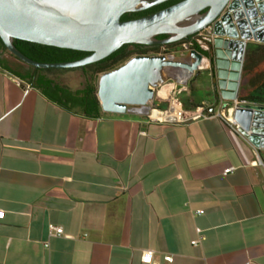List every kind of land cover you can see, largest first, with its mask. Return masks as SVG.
Listing matches in <instances>:
<instances>
[{"label": "crops", "instance_id": "0c3cea01", "mask_svg": "<svg viewBox=\"0 0 264 264\" xmlns=\"http://www.w3.org/2000/svg\"><path fill=\"white\" fill-rule=\"evenodd\" d=\"M211 99L186 124L88 120L0 70V264H264V156Z\"/></svg>", "mask_w": 264, "mask_h": 264}, {"label": "water", "instance_id": "95a60500", "mask_svg": "<svg viewBox=\"0 0 264 264\" xmlns=\"http://www.w3.org/2000/svg\"><path fill=\"white\" fill-rule=\"evenodd\" d=\"M167 1L0 0V39L9 53L34 68L76 69L99 62L127 44H174L206 31L209 57L197 49L181 56L140 55L101 74L97 82L101 110L126 114L129 107H139L148 114L155 90L177 79V71H187L190 78L212 69L217 106L227 109L233 103L238 132L264 151V105L240 101L247 44H264V0H182L141 18L121 20L125 14ZM162 35L166 38L158 39ZM15 40L89 55L70 62H37L20 52Z\"/></svg>", "mask_w": 264, "mask_h": 264}, {"label": "trees", "instance_id": "16d2710c", "mask_svg": "<svg viewBox=\"0 0 264 264\" xmlns=\"http://www.w3.org/2000/svg\"><path fill=\"white\" fill-rule=\"evenodd\" d=\"M180 1L182 0H171L146 11L128 13L123 15L121 20L141 18ZM164 38H166L164 35L158 37V39ZM14 44L28 58L43 63L76 61L89 55L87 52L61 49L21 40H15ZM177 45L178 43L156 46L127 44L109 57L81 68L40 69L24 63L9 53L0 39V70L15 77L20 84L38 90L49 102L61 109L84 119L96 120L101 117V106L97 96V79L101 74L116 69L134 56L161 54L163 53L161 52L162 49H169ZM249 45L245 54L246 62L243 71L250 74L264 63V44L251 43ZM196 48L200 50L198 45ZM74 71H81L84 77V83L79 89H72L61 80L63 75ZM250 86L253 91L247 96L241 97L240 101L264 105V72L256 75L250 81ZM200 105L201 103L194 102L191 107L185 104L184 107L190 109Z\"/></svg>", "mask_w": 264, "mask_h": 264}, {"label": "built area", "instance_id": "2783aa9c", "mask_svg": "<svg viewBox=\"0 0 264 264\" xmlns=\"http://www.w3.org/2000/svg\"><path fill=\"white\" fill-rule=\"evenodd\" d=\"M201 37L207 41L210 40L209 34H201ZM199 41V40H198ZM199 44L204 48L207 49V46L199 41ZM191 43L184 44V49H188ZM166 84L162 85L161 87L155 90V99L151 101L148 105L149 112L147 114L148 118L151 121L157 122L159 124H186L195 120H208L211 118L216 117V114L210 112V106L208 104L202 103L200 106L195 108L186 109L182 100L180 99V95L182 94L183 90H178V86L176 84L175 87L171 90L167 98H161L158 96V93ZM185 90V89H184ZM156 101L163 102L161 104H157ZM166 104V106H163ZM235 105L232 107H228L227 109H223L218 116L225 118V120L230 124L232 128L238 130V125L234 122L233 119V112H234ZM259 163H262L261 160H258ZM236 171L235 167H230L225 170V174H233ZM198 214H202L203 211H198ZM54 235L55 236H64L63 230L60 227H55ZM203 236L200 239L193 240L192 245L197 247L200 245L201 241L203 240ZM166 260L168 262H172V257H167ZM142 262L145 264H154L152 252H147L142 257Z\"/></svg>", "mask_w": 264, "mask_h": 264}, {"label": "rangeland", "instance_id": "374dc122", "mask_svg": "<svg viewBox=\"0 0 264 264\" xmlns=\"http://www.w3.org/2000/svg\"><path fill=\"white\" fill-rule=\"evenodd\" d=\"M251 43H254V42H248L247 47H246V51H247L248 47L250 46L249 44H251ZM161 52H163L161 54H173L176 56H181V55L185 54V51L183 50V48H180V46H173L172 48H169V49H162ZM245 62H246V59L244 60V65H245ZM185 72H187V71H185ZM262 72H264V63L259 65L250 74L243 71L242 83H241V88H240V98L247 96L248 94H250L253 91V89L250 86V81L256 75H258ZM199 74L200 73H196L193 76H191L190 78H188L185 85L179 83L177 79H170L169 81L166 82V85L176 84L178 86L177 87L178 90L182 89L183 92L180 95V99L188 107H191V105H193V103H194V100H196V97L195 98L192 97V94H194V93H196V96L199 99H203V98L208 99L205 102V104L211 105V103L213 102L211 98L214 95V92H213L212 86H211L212 78L210 77L211 80L210 79H205V80L203 79V81H201V84L198 85L196 81H197V78L200 76ZM203 78H204V76H203ZM61 80L64 84L68 85L72 89H79L82 87V85L84 83V77H83V74L81 71H74V72L67 73V74L62 76ZM97 82H98V79H97ZM207 92H209L210 95H208ZM156 103L161 104L163 102L156 101ZM199 103H201V102H199ZM259 152H260L259 153L260 156H264V151H259Z\"/></svg>", "mask_w": 264, "mask_h": 264}, {"label": "flooded vegetation", "instance_id": "af4514ba", "mask_svg": "<svg viewBox=\"0 0 264 264\" xmlns=\"http://www.w3.org/2000/svg\"><path fill=\"white\" fill-rule=\"evenodd\" d=\"M171 1V0H170ZM167 2H169V1H167ZM166 3V2H165ZM164 4V3H163ZM174 5V4H173ZM165 9V8H164ZM207 34V32L206 31H203V32H201V33H198V34H196V35H194V36H191V37H189V38H187V39H185V40H182V41H180V42H177L178 43V45L177 46H180V48H183V50L185 51V54L187 53V52H189L190 50H192V49H197L196 48V46L198 45L199 47H200V50H198V51H200L201 53H203L204 55H206V56H208L209 57V51H210V48H208L207 47V49H204L200 44H199V41H201L203 44H205L206 45V41L207 40H205V39H203L202 37H201V34ZM199 40V41H198ZM181 43V44H180ZM187 43H191V45L189 46V48L186 50V49H184V47H183V45L184 44H187ZM207 46V45H206ZM212 63V62H211ZM207 71H210V73L212 74L213 73V70L211 69V70H206V72ZM200 72V71H199ZM199 72H195V74L196 73H199ZM211 78H213V77H211ZM211 86H212V90H213V92H214V96H215V94H216V91H217V84H214L213 82H212V80H211Z\"/></svg>", "mask_w": 264, "mask_h": 264}, {"label": "bare ground", "instance_id": "6f19581e", "mask_svg": "<svg viewBox=\"0 0 264 264\" xmlns=\"http://www.w3.org/2000/svg\"><path fill=\"white\" fill-rule=\"evenodd\" d=\"M177 80L179 83L181 84H186L188 78H189V74L183 70L181 71H177V73L175 74ZM175 87V85L170 84V85H165L161 91L158 93V96L161 98H167L169 93L171 92V90ZM260 142H263L262 138H259Z\"/></svg>", "mask_w": 264, "mask_h": 264}]
</instances>
